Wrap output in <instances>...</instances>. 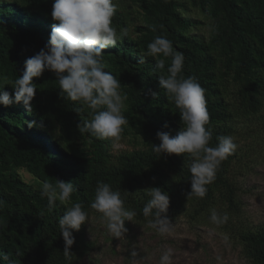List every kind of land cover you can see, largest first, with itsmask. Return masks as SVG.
<instances>
[{
	"label": "trees",
	"instance_id": "obj_1",
	"mask_svg": "<svg viewBox=\"0 0 264 264\" xmlns=\"http://www.w3.org/2000/svg\"><path fill=\"white\" fill-rule=\"evenodd\" d=\"M144 11V24L138 34H128L123 42L103 50L106 71L121 82L128 123L123 134L133 132L142 139V147L114 155L109 141L78 131V124L89 119L88 111H77V102L61 92L54 73L45 70L33 81L37 84L33 111L23 103L0 105V264H69L59 219L70 206L57 201L52 208L41 195L45 181H70L74 186L72 202H79L90 214L95 188L100 181L121 192L126 208L135 210L137 221L147 222L142 209L150 199L147 188L160 187L170 198L167 217L176 213L186 198H194L199 209L208 206L216 192L229 206L234 203V188L227 178L235 153L219 166L215 180L206 185L203 198L191 191L192 163L188 154H161L152 145L160 141L157 131L174 136L183 127L179 110L158 86L161 75L152 57L141 55L156 36H164L176 51L184 55V77H194L205 89L211 146L220 136H231L230 103L224 95L228 78L236 86L237 109L243 114L259 110L264 97V0H137ZM53 0H21L0 3V83L18 78L24 62L48 43L52 25ZM197 11L210 18L216 33L211 38L196 33L202 21ZM113 25L128 28L126 15L118 8ZM148 25H155L151 31ZM4 90L14 92L6 84ZM32 124L29 127V124ZM167 125V126H165ZM20 128L21 130H19ZM79 142L89 144V149ZM24 168L33 176L26 182L17 172ZM126 222V221H125ZM74 231L70 251L72 264L83 253L84 228ZM244 252L253 264H264V225L240 234Z\"/></svg>",
	"mask_w": 264,
	"mask_h": 264
},
{
	"label": "clouds",
	"instance_id": "obj_2",
	"mask_svg": "<svg viewBox=\"0 0 264 264\" xmlns=\"http://www.w3.org/2000/svg\"><path fill=\"white\" fill-rule=\"evenodd\" d=\"M118 10L115 0H53L51 17L54 21L48 43L35 55L26 58L22 74L15 79H5L0 83V105L10 106L22 102L26 111H33L32 101L36 95L37 84L33 78L40 77L45 70L54 73L61 92L79 104L77 111H88L89 119L78 124V131L99 140L119 141L128 120L124 115L127 96L121 92V82L111 72L106 71L103 50L115 47L128 36V29H117L113 17ZM156 31L155 25H148ZM216 28L209 22V37L215 35ZM152 57L155 68L164 72L166 60L170 58L167 74L161 75L158 86L179 110L183 124L174 136L168 132L157 131L158 145H152L157 157L161 154H188L192 163L191 191L188 195L203 198L206 185L215 180L221 163L234 153L237 145L231 136H220L215 146H211L212 132L205 89L194 77H184V55L174 49L172 41L164 36H156L148 43L141 55ZM8 84L14 89L10 94L4 90ZM32 124H29L31 127ZM167 126V125H165ZM74 186L70 181L56 179L55 183L45 181L41 195L48 200L49 207L69 205L58 223L64 241L65 259L72 264L70 251L74 244V231H79L88 221V213L79 202H72ZM150 197L142 209L149 224L161 235L171 230L166 215L170 198L160 187L147 188ZM90 207L101 214L107 231L117 239L126 238L125 221L133 222L137 213L125 206L119 190H114L106 182L100 181L95 188V196ZM228 214L211 210L210 220L220 226L228 221ZM135 255V252H133ZM169 253L161 257V264H167Z\"/></svg>",
	"mask_w": 264,
	"mask_h": 264
},
{
	"label": "rangeland",
	"instance_id": "obj_3",
	"mask_svg": "<svg viewBox=\"0 0 264 264\" xmlns=\"http://www.w3.org/2000/svg\"><path fill=\"white\" fill-rule=\"evenodd\" d=\"M21 0H0L2 2ZM128 20V34H138L136 27L144 24V11L137 0H115ZM202 23L196 33L208 37L210 18L192 12ZM1 38L11 37L7 31ZM224 95L230 103L231 137L237 145L227 178L234 188V205L229 206L220 192L212 202L199 209L194 198H186L179 210L168 216L171 230L161 235L149 222L126 221V238L117 239L107 231L101 215L92 213L84 228L83 253L74 264H161V257L169 253L167 264H253L245 255L240 234L255 231L264 225V99L259 110L243 114L237 109L236 86L228 78L224 81ZM264 98V97H263ZM21 130L20 128H18ZM109 141V151L116 155L124 150L142 147V139L133 132L122 133L119 141ZM89 149V144L79 142ZM17 172L26 182L33 176L24 168ZM228 214V221L220 226L210 220L211 210ZM135 252V255H133Z\"/></svg>",
	"mask_w": 264,
	"mask_h": 264
}]
</instances>
